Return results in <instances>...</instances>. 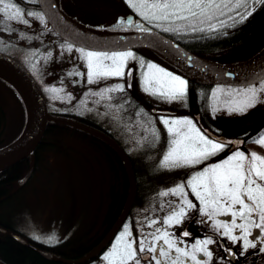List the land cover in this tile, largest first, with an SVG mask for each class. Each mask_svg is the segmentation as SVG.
Here are the masks:
<instances>
[{"label": "snow or ice", "instance_id": "obj_1", "mask_svg": "<svg viewBox=\"0 0 264 264\" xmlns=\"http://www.w3.org/2000/svg\"><path fill=\"white\" fill-rule=\"evenodd\" d=\"M31 2L35 3L36 0H31ZM126 3L143 20L149 23L157 22L156 26L162 27L165 32L179 33L187 28L193 33H203L208 38H214L211 34L219 33L221 29L243 24L257 8L264 6V0H236L235 4L232 0H126ZM226 8H243L244 11H237L235 16H228V20L232 21L229 24L228 20L219 18ZM25 17L40 20L47 29L43 12H25L14 0H0V23L15 21L29 25V20ZM177 21H187V24L177 25ZM163 22L169 26L164 27ZM130 28L145 34L151 32L150 28L130 16L118 18L113 25V30L127 31ZM8 30H12L10 25ZM20 37L31 40V37H26L23 32H20ZM60 47L68 53L73 51L79 53L77 59L83 62V67L86 69V71L73 70L68 73L69 76L86 77L88 84H97L102 80L124 78L127 75L128 88H131L133 68L128 67V62L135 60L141 69L146 68L141 74L142 90L145 93L169 104L180 102L186 106L189 81L153 62L146 63L143 58L138 57L131 50L97 49L88 45L76 46L75 43H69L67 40ZM51 56L52 52L49 51L47 58ZM187 62L189 66H192L191 57H187ZM31 68L35 69L36 65L32 64ZM231 75L233 74L229 73V76ZM45 90L59 91L55 87ZM124 91V84H115L92 94L104 98L108 93ZM223 91V88L217 87L212 89L211 95L217 97L218 93ZM232 91L237 95H242L244 100L242 105L229 107V114L233 112L244 114L258 103H264V69L249 78L242 88ZM107 98L112 97L107 96ZM217 110L212 106L213 113ZM143 112L144 110L140 109L136 116L139 117ZM159 122L164 126L169 137L167 150L160 161L161 168L195 167L219 154L231 143L210 138L207 130L197 127V124L188 117L160 116ZM150 123L152 127H146L145 132L150 133L154 140L159 142L160 132L154 122L150 121ZM252 142L259 147H264V132L259 133ZM185 188L191 190V194L199 202V207L187 198L188 193L185 192ZM169 194L179 195L180 203L169 202L168 207L171 211L166 217L160 221L150 220L147 223L149 228L157 223L164 227H156L154 231L148 233L141 230L139 238H134L130 224H125L116 237V242L102 256L101 259L105 264H142V261H148L149 264H186L187 260H191L193 264H210L213 251L208 246L217 244L216 239L212 236L197 239L189 250L179 246L183 242L181 237H176L174 233L168 231L174 225H181L190 210H196L201 218L207 217V220L212 221L213 231L232 246L239 243L241 255L247 253L250 248L257 249L258 246V251L264 253V155L255 151L249 153L234 151L222 161L194 172L186 183L161 192L160 196L165 197ZM161 209H164L163 204ZM218 216H227L230 220L216 219ZM201 222L205 221L202 219ZM253 229L257 232L254 233ZM237 232L239 234H236ZM190 235L188 231L182 233L183 237ZM34 239L48 243L57 240L54 235L47 237L46 241L41 236H35ZM220 246L223 247V244ZM224 250L229 256L236 257L231 247H226ZM197 253H201L206 259L198 258Z\"/></svg>", "mask_w": 264, "mask_h": 264}, {"label": "flooded vegetation", "instance_id": "obj_2", "mask_svg": "<svg viewBox=\"0 0 264 264\" xmlns=\"http://www.w3.org/2000/svg\"><path fill=\"white\" fill-rule=\"evenodd\" d=\"M54 1L57 4L59 10L64 15H66L65 17H68L72 21L84 27L95 30H113V24L117 22V19L116 21L103 19L91 20L85 23L73 19V17H69V12L71 14H73L72 12H74L73 15L76 17H81L78 13H76L77 8L75 7L80 5H85L86 7V5H89L88 0ZM14 2L19 5L25 12H42L39 0H36L35 3H32L31 0H14ZM96 5L97 6L93 7V9H95V12H93L94 15H99V17L117 18L130 16L135 21L144 24L145 27L150 28L151 31H156L158 33L166 35L168 38L172 39L173 41L177 42L182 47L187 49L188 52L190 51V53H193L194 55L202 58H204L206 54L196 51L195 48L209 42H223V40L227 38L236 36L237 38L234 41L225 44L221 43L217 47V50L220 51L217 54V60L221 63L222 61H225L227 59H233V57L231 56L238 53L237 46L241 45L243 41L248 40L250 37L253 38L256 31H260V28H263L260 27L259 24H250L249 19H247L243 24H238L235 27L221 29L219 33L211 34V36L214 38H208L203 33H193L190 29L187 28L179 33L171 31L165 32L159 27H156L155 25L143 20L139 15H137L134 9L129 7L128 3H126V0H99L98 4ZM91 6L93 5L91 4ZM69 8L73 9L70 10ZM67 11L69 12L66 13ZM237 11L243 12L244 9L240 8L232 10L230 8H226L224 9V14L219 15V18L222 20H228V16H235ZM25 18L29 20V25H23L15 21H5L4 23H0V52H2V50H8L11 53L14 52L16 54L15 59L21 62L26 67L27 71H31L32 74H35L38 80L45 82L47 86V88L45 89L55 87L59 90L57 92H51L42 89L43 94L46 98L45 101H47V112H49L50 118H56V120L58 119L57 121L59 123L63 122V124L67 126L72 125L76 127L74 125L75 123L83 124L87 127L99 130L101 133L109 137V139L114 140L116 143H126L134 146L143 144H163L164 146L168 145V133L164 126L159 122L160 116H165L167 118L188 117L197 124V127H200L202 130H207L210 134V138L214 140L228 142L227 140L231 141L234 139L244 141L242 143V146H240L239 143H229L228 146L219 154L210 157L209 159L195 167L164 169V174L167 177H169V175L171 174H173V176L181 175L182 177H184L185 183L194 172L203 169L207 165L222 161L228 155L232 154V152L243 151L245 153H249L250 151L248 149L250 147L254 148L253 145L255 143L249 141L248 138L235 135L239 131V129H244V134H247V128L249 126H253L255 123L254 121H244V123L238 122L240 124H235V122L233 123L227 119L225 121H221L220 119H218V114L216 112H212V106L208 107V110L205 112V116H203V114L198 111L197 107L195 108L185 106L183 105L184 103L180 102H173L169 104L163 102L157 97L151 95L146 96L143 93L141 85V74L146 70V68L141 69L131 65V62L136 63L135 60H130L128 62V67L133 68L131 88H128L127 75H125L124 78H109L107 80H102L97 84H88L86 81V77L69 76L68 73L76 69L80 71H86V69H84L83 67V62L77 59L79 53L75 52L76 54L74 53L75 55L72 56L60 47V45L64 44L65 41L55 34V32L48 24L46 18L45 23L47 25V29L45 28V24L41 23L40 20L33 17ZM176 23L177 25H185L187 24V21H177ZM228 23L231 24L232 21L228 20ZM9 25L11 26V31L8 30ZM48 29H50V31ZM20 32H23L26 37H31V40L29 41L28 39H22L20 37ZM225 32L227 34H224ZM259 38L261 39V42H264V30ZM53 49L55 51L59 50V52L63 53L61 54L62 56L59 54H54V56L52 55L50 58H47V53L49 51H52ZM132 51L138 57H141L145 60L143 55H141L143 53L137 52L138 50ZM32 53H35V55H32ZM37 61H39V63H37ZM145 62L147 63L149 61L145 60ZM150 62H153L168 71H172L175 74L180 75L173 69H169V67L167 68L159 62L157 63V61L151 60ZM32 64H37L35 70L31 68ZM125 72H127V69H125ZM115 84H124L125 91L108 93L107 96H111V99H108L107 96L101 98L100 96L92 94L100 91V89L102 88L109 87ZM0 86H2V90L0 93L1 95H3L4 93L2 92H6L8 86L1 83ZM121 105H123V107H121ZM140 109H143L144 112L141 113L139 117H137L136 113L139 112ZM4 111L6 112L7 110H5L4 100L2 99V101H0L1 114ZM145 113L147 115H145ZM197 115L200 116V122L202 126L197 120ZM15 118H17L15 123L18 125L22 117L16 113ZM261 118L262 120H264V113H262ZM150 121L154 122L155 127L160 132L159 142H156L150 133L145 132L146 127H152V123H150ZM98 137L100 138V140L108 143L102 137ZM145 137H147V139H145ZM260 155H264V153H261ZM132 157L133 159L135 158L133 155ZM148 171L149 170L144 171L146 175L148 174ZM165 175H163V177ZM185 189V192L189 193L190 200H192L193 203L197 204V207H199V202L191 194V190L188 188ZM135 203L136 202H134L131 211H129V217L126 219V221H124V224L119 228L111 241L107 243L106 247H104L101 253L98 254L96 258L82 263L73 262L80 260L87 254L91 253L94 249L99 247L104 242L106 237L110 234L111 230L116 224L115 222H117L120 218L122 211H120L119 209V202H115V206H117L116 209L118 208V210L115 211V216L105 223L106 225H104V223L101 224L99 229L94 233H88V229L83 234H81L80 232L78 234L79 236L73 239H66L63 240V242L53 245V248L55 249L53 252L36 247L35 242L32 243L29 237L24 235L17 228H7L4 225L0 224V228L5 230V232L0 231V234L6 237H10L21 245L32 249L45 260V264H105V262H103L101 258L116 242V237L123 230V226L125 224H130L132 233L134 235L136 234L134 223L131 222L135 218L133 216L135 214ZM164 208L168 209V205L165 204ZM220 217L227 218L228 220L230 219V217L227 216ZM202 219L205 222L202 223ZM212 224L213 222L207 220V217L201 218L198 211L190 210L188 212L187 218L183 220L182 224L170 230L174 231V235L176 237H181L183 242L180 243L179 246L189 250L191 248V245H193L197 239H205L207 236H212L213 239H216L218 241L217 244L208 246L209 249L213 251V259L210 264H249V261L247 259L244 260L243 258H241L240 248H234V246H232L226 239L221 238L218 233L213 231ZM184 231H188L189 233H191V235L188 237H183L182 233ZM256 232L257 230L254 231V233ZM14 235H18L20 236V238L25 239L27 244H23L17 241L15 238H13ZM221 244H223V247L220 246ZM226 247L232 248V251L236 253L235 258L229 256V254L224 250ZM40 251L50 252L52 256L56 258V261L49 260L43 257ZM197 256L198 258L206 259V257H203L201 253H197ZM142 264H149V262L142 261ZM186 264H193V262L191 260H187Z\"/></svg>", "mask_w": 264, "mask_h": 264}, {"label": "trees", "instance_id": "obj_3", "mask_svg": "<svg viewBox=\"0 0 264 264\" xmlns=\"http://www.w3.org/2000/svg\"><path fill=\"white\" fill-rule=\"evenodd\" d=\"M88 1L89 5H86V7L85 5L75 7L77 8V12H75L78 13L81 17L74 16V12L72 11L71 12L73 14H71L69 11H67L66 13L69 12V17H73V19L85 23L91 20L106 19L116 21V19H118L117 17H99V15H94L93 12H95V9H93V7L97 6L96 4H98L99 0ZM91 4L93 6H91ZM260 8H257L248 19L250 21V24H259L260 27L264 28V6ZM69 9L71 10L73 8ZM263 28H260L261 33L259 30H257L253 38L250 37L248 40L243 41L241 45L237 46L238 53L231 56L233 57V59H227L225 61H222V63L217 60V54L220 52L219 50H217V47L221 43L225 44L234 41L237 38L236 36L227 38L223 40V42L216 41L205 43L195 48V50L205 53L206 56L204 58L220 65L246 62L264 50V42H261V39L259 38L264 30ZM2 52L9 56H12L13 58H16V55L8 50H2ZM137 52L143 53L141 55H143L146 61H157V63L159 62L163 66L167 68L169 67V69H173L181 76L186 78L189 81L186 106L195 108L197 107L198 111L203 114V116H205V112L208 110V107L212 105L210 104V99L211 91L213 88L195 84L186 74H184L178 68H176L172 64H169L167 61L159 57L158 54H155L148 49H138ZM0 83L11 87L10 84L2 80L1 78ZM0 90H2V86H0ZM16 93L19 96V93ZM258 109L259 110H256V112L260 115L254 121L256 124L254 123L253 126H249L247 128V134H244V129H239V131L235 135L245 137L248 138L249 141H253V138L258 137L259 133L264 132V120H262L261 118L264 110H261L263 109V107H258ZM25 112L26 109L24 105V125L26 123ZM16 119L17 118H15V116L10 117L8 112L4 111L2 114L0 112V148L11 144L20 136V133H22L23 130L19 133L13 132L11 135L8 134L10 133V129H15L16 131ZM48 122L49 123L47 126V130L42 139V142H40L41 144L39 145L37 151L34 153L35 169L27 185H29V183L35 178V176H39L40 184L42 183V185H45L49 188L62 191L63 186H65L69 182L71 172L75 169V163L80 164V167L83 170L91 169L102 171L103 173H101L102 176L100 180L98 181V176H96L97 181H93V183H99L100 187L102 188L101 202H106L105 205L107 207L102 210L104 211L102 214L91 213L90 216L87 215L88 217H90V219L93 218V222L91 223V228H89L88 233H94L99 229L101 224L104 223V225H106L105 223L115 216V211L118 210V208L116 209L117 206H115V202H119L120 211H123L126 207L130 195V181L125 163L123 160H121L122 158L118 155V153L113 150L111 145L104 142L103 140H100L98 136L83 131L82 129L76 128L72 125H64L63 122ZM118 145L127 154L133 167L132 170L134 172V180L136 181L137 188L136 199L134 201L136 202L135 206L136 204L138 206V202H140V200L144 198L145 194V197H147V195L149 194L151 195V193H149V189L152 188L153 183L150 184V182H152V179L155 177L151 172L152 168L151 164L149 163L150 159H148L149 155L146 154V156L143 158L145 159L144 162H141L139 164L135 162L132 154L129 153L124 143H118ZM28 163L29 159H24L12 168L0 173V209L3 208L6 204L9 205L10 202H15L24 193V188H19V186H17V182L29 169ZM144 165H148L150 167H145L144 169ZM147 170H149L148 174L146 176H143V171ZM140 173H142V175ZM135 215L136 214H134V216ZM2 217L3 216L0 213V224L4 225L7 228L14 229V227L12 225H9V223H7ZM29 239L32 243L35 242V246L38 248H42L51 252L55 250L53 246H47L43 243L35 241L32 239V237ZM0 259L5 261L7 264H45V260L38 253L14 241L12 238L6 237L2 234H0Z\"/></svg>", "mask_w": 264, "mask_h": 264}, {"label": "rangeland", "instance_id": "obj_4", "mask_svg": "<svg viewBox=\"0 0 264 264\" xmlns=\"http://www.w3.org/2000/svg\"><path fill=\"white\" fill-rule=\"evenodd\" d=\"M235 2L236 0H232L233 4H235ZM151 24L156 26L157 22L153 21ZM163 26L167 27L169 25L166 22H163ZM159 28L162 29V27ZM51 52L53 56L54 54H62L59 52V50L55 51L54 49ZM12 53L16 55L14 52ZM74 53L75 51L69 54L73 56L76 54ZM135 62L136 63L131 62L130 64L136 68H140L139 63L137 61ZM37 63H39V61H37ZM32 76L35 78V81L39 82L38 85L42 89L45 90V88H47L45 82L38 80L35 74ZM223 89L224 91L218 93L217 97H212L211 95L210 99V104H212L211 106L214 105L218 109L216 113L218 114V119L221 121H225L227 119L233 123L235 122V124L244 123V121L253 122L259 116L256 112V110H259L258 107H263L261 110H264V103H258L255 107L249 108L244 114H238L235 112L229 114V107H235L238 104L242 105L244 97L233 92L232 90L235 88ZM14 91L15 90L12 88L7 87L6 92H2L4 93L3 95L0 93V101H2V99L4 100L5 109L7 110L6 112H8L9 116L16 117L17 113L22 117L20 123H18L16 126V131L15 129H10V131L8 130L10 132L8 134L10 135L13 132L19 133L22 131L24 125V105L22 103L21 97H19ZM143 93L146 96L149 95L144 91ZM124 144L129 153L135 157V162L139 164L144 162L145 159L143 158L146 156V154L149 155V163L151 164V168L153 170H151V172L155 176L152 179V182H150V184L153 183L152 188L150 186L151 189H149V193H151V195L149 194L147 197H145V194L144 198L138 202V206L136 204L134 210L136 215H133L135 218L133 221H131L134 223L136 232L135 235L132 233V236L134 238H139L141 230H143L145 233H148L154 231L156 227H164L162 224L157 223L152 228H149L147 227V223L150 220L160 221L166 217L171 209L168 207V209L164 208L162 210L161 205H168L169 202H173V204H179L181 197L179 195L171 194L162 197L160 196V193L163 191H168L169 189L176 187L178 184L185 182L184 177L181 175L173 176V174H171L169 177H167L164 174V169L166 168L160 167V161L163 158L168 145L164 146L163 144H153L155 145L153 146L151 144H143L134 146L131 144ZM253 146L254 148L250 147L248 149L250 152L255 151L258 154L264 153V147H259L256 144ZM145 167L149 168L150 166L144 165L143 168L145 169ZM101 173L103 172L100 170H83L81 169L80 164L75 163V169L71 172L69 182L63 186L62 191H58L56 189L54 190L42 185V183L40 184L39 176H35L29 185L24 187V193L15 202H10L9 205L6 204L0 209V213L3 216L2 218L7 223H9V225L17 228L28 237H32L33 240L41 242L47 246L52 247L57 243L63 242V240L73 239L79 236L78 234L80 232L82 234L91 228L93 218L90 219V217H88L91 213L102 214L104 212L102 210L107 207L105 205L106 202H101L102 188L100 187L99 183H93V181H97L96 176H98V181L100 180L102 176ZM140 174L142 175V173ZM163 175L165 176L163 177ZM143 176H146L144 171ZM187 198L190 199L189 193ZM216 219L228 220L227 218H222L220 216ZM175 227L177 226H172L169 228V231L174 233V231L170 229ZM254 231L255 229H253V232ZM236 234L239 233L237 232ZM53 235L57 238V240L53 243L42 242L41 240L34 239L35 236H41L46 241L47 237ZM235 247H239L241 250V245L239 243H237L234 248ZM258 248H250L247 253H245L243 256L241 255V258L244 260L247 259L249 264H264V253H260Z\"/></svg>", "mask_w": 264, "mask_h": 264}, {"label": "water", "instance_id": "obj_5", "mask_svg": "<svg viewBox=\"0 0 264 264\" xmlns=\"http://www.w3.org/2000/svg\"><path fill=\"white\" fill-rule=\"evenodd\" d=\"M39 4L50 27L53 28V31L64 41L67 40L69 43H75L76 46L88 45L97 49H148L158 54L159 57L169 64L178 68L195 84L205 87H243L248 82L249 78L259 73L261 69H264V50L244 63L220 65L209 62L202 57L190 53V51L188 52L187 49L177 42L156 31L145 34L136 29H128L127 31L123 29H90L65 17L66 15L59 10L54 0H39ZM53 4L55 7H51ZM187 57L192 58V66H189ZM229 73L233 75L229 76ZM0 78L10 84L13 89L15 88L16 92L21 95L27 115L26 126L23 132L20 133L21 135L11 144L0 148V173L12 168L20 161L29 158V169L18 181V186L23 187L34 172V153L37 151L45 135L48 126L47 121L56 120V118L49 117L45 96L24 65L2 52L0 53ZM197 120L200 122L199 115H197ZM74 125L106 140L113 147V150L122 158L121 160L124 161L130 181V195L124 212H122L118 221L115 222L116 224L110 234L99 247L80 260L73 262L82 263L96 258L124 224L134 204L137 188L131 161L126 153L121 150L122 148L114 140L109 139V137L99 130L79 123H75ZM227 141L233 144L239 143L240 146H242L244 142L243 140L239 141L234 139ZM0 231L5 232L2 228H0ZM13 238L23 244H27L26 240L20 238L18 235H14ZM40 253L43 257L56 261V258H54L51 253L46 251H40ZM0 264L7 263L0 259Z\"/></svg>", "mask_w": 264, "mask_h": 264}]
</instances>
